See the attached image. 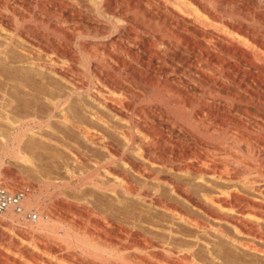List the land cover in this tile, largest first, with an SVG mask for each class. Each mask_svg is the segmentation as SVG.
<instances>
[{
	"label": "bare ground",
	"instance_id": "6f19581e",
	"mask_svg": "<svg viewBox=\"0 0 264 264\" xmlns=\"http://www.w3.org/2000/svg\"><path fill=\"white\" fill-rule=\"evenodd\" d=\"M94 1L118 32L76 53ZM260 1L218 0L222 19L200 0H0V105L17 115L1 156L19 158L23 137L52 146L68 163L39 179L83 199L57 196L67 230L43 242L30 235L51 218L29 210L31 184L0 180V213L46 257L0 232L16 249L0 264H264ZM78 54L92 91L54 66Z\"/></svg>",
	"mask_w": 264,
	"mask_h": 264
},
{
	"label": "rangeland",
	"instance_id": "374dc122",
	"mask_svg": "<svg viewBox=\"0 0 264 264\" xmlns=\"http://www.w3.org/2000/svg\"><path fill=\"white\" fill-rule=\"evenodd\" d=\"M42 1H44V3L46 2V0H42ZM200 1L203 4H206V6L208 8H210L213 12L215 11L214 12L215 16L221 17L222 19L224 18L222 16V14H220L218 11H216V8H217V5H218V0H200ZM88 5H90V7L85 8V12L83 11L84 9H82V11H81L82 12V14H81L82 18H80L81 20L79 22L80 31L81 30L83 31L85 29L84 32L81 31L82 39L80 41V38H81L80 37L78 40H76L74 42V44L72 46V50L74 52H76V53H78V45L77 44H79V42L85 43V44H88V45H91V46H94V45L95 46L96 45L97 46H100V45L107 46V45L110 44V38L115 37L116 36V32H118L117 29H113L114 26H112V24H111L112 20H110V19L112 18V12L110 10V6H109L110 3L109 2H105L104 3V6L106 5L105 8L107 9L106 13L98 9L99 4L95 5V1H94V5L93 4H89V3H88ZM257 10L261 11V12H264V0H261L259 2V8ZM107 11H109V12H107ZM104 13H105L106 16L104 15ZM109 15H111V16H109ZM81 26H83L84 29L81 28ZM124 27H127V25H124ZM104 32H105V34H104ZM77 41H78V43H77ZM15 52H17V51H15ZM15 52L13 51V53H15ZM16 54L18 55L19 53L17 52V53H15L13 55L16 57L17 56ZM173 57H174L175 61H177V62L183 58L180 55L179 56L176 55V56H173ZM42 59H45V57H43ZM58 63H60V65L55 64L54 66L61 73L63 72V74H67L69 76V78H68V76L66 75L68 80H71L72 82H75V84L76 83L77 84H81V86H83L85 91L86 90H91L92 91V89L94 87V82H93V79H92L91 73H90V70H91V67H92V65H91L92 62L89 63L88 60L82 58L78 54L77 62H75L76 65L74 63L72 68H71V64L69 66L68 62L61 61V62H58ZM61 68H62V70H61ZM179 71H181V70H179ZM223 92H224V90H222V93ZM0 103H2V102L0 101ZM6 107L7 106L0 105V121L2 120L0 122V150H1L3 145L4 146L5 145H9V142H10L9 141V133L12 132V129H13L12 128V126H13L12 124H13V122L17 120V117H16L17 115H15L16 113H13L11 110L9 112V110H7L9 107L7 109H6ZM7 116H8V119H6ZM26 140H27V137H23L21 139V142L19 143V147H18L19 148L18 149L19 150L18 151L19 152L18 153L19 158H15L14 157V153L15 152L13 150H12L13 154L10 152V154H7L4 157L1 156V151H0V157H2L1 158L2 159V163L0 165V180L9 189H12V190L22 189V187L31 184L32 189H33V190L31 189V192L33 191L32 193H33L34 198H32V201H30V203H31L30 207L31 208L29 210H31L33 212H39L41 214L40 215L41 217H48L49 216L51 218V219L49 218L51 221L50 220L47 221L46 229L44 228V229H41V230L40 229L32 230L33 233L30 236L32 237V235H33L34 237H37V236L40 237V238L42 237L43 238V240H42L43 242H45L48 239L49 240L50 239L51 240L54 239L55 241H57L52 236L53 235H57V236L61 237V235H63L62 233H64L67 230V228H66L67 226H65L63 224L61 225L60 222L58 221L57 215H55V214L50 212L51 206L54 204V202L59 200V198H60V196H62L63 192H64L63 195L64 196L66 195L65 196L66 199L68 198L70 200L72 198L73 201L76 200L75 199L76 197H78V199H77L78 201H83V199L79 198V196L76 195V194H71L69 192L66 193L64 190L61 191V189L59 187H57L55 184H53V182H52L53 180L52 179H49L50 181H44L42 179H39V178H41L43 176L41 174V173H43V171L44 172H46L48 170L49 171H53L51 169H54L53 166H55V164L56 165L57 164L60 165L61 163H63V161H64L65 164H67L68 163L67 160H66L67 158L60 151H56L57 149L53 148L52 146H51L52 148L51 147H47L49 145H47V146L45 145L46 147L45 146L43 147L42 145H40V141H34L33 142L34 145H33L32 143H29L28 140L27 141ZM71 143H72V141H71ZM28 145L30 146V148L28 147ZM45 148H47V149H45ZM21 157H23V158H21ZM29 169L33 170V172H36L37 174L38 173L39 174L35 175V173L29 171ZM6 170H9L10 172L12 171L11 172L12 176H7L5 174V172H4ZM39 175H40V177H39ZM16 176H17V178H16ZM59 192H61V193H59ZM59 194H61V195H59ZM72 199H71V201H72ZM8 215H9V213H6V212L0 213V232L6 234L7 237H9L10 240L13 239L14 242H16V243L18 242L17 243L18 247L28 248L29 250L33 251L34 253L36 252L35 254L41 255L42 258L43 257L46 258L45 256H43L44 254H42L41 251L38 248H36L37 245H35V243L32 242L34 240L33 238L31 240H29V239L26 240V239L19 238L18 236H16V232H22V231L23 232H27L28 231L27 228H26L27 227V223H25L23 221H20L16 217L12 219L10 217V215L7 218ZM54 215H55V217H57L56 218L57 220L54 218ZM53 223H54V225H53ZM34 226H35V224L32 225V227H34ZM51 233H52V236H51ZM34 242H35V240H34ZM6 243L7 242H2V243L0 242V251L5 256L7 255V256L12 257L14 255V252H15L16 249L11 248V246H9ZM40 243L42 244V242H40ZM4 244L6 245V247L4 246ZM76 253L79 254L80 251L77 250ZM47 258L50 260V257H47ZM54 261L52 259L50 260V262L55 264ZM58 262H60V261H58ZM61 263L62 262H60L58 264H61ZM24 264H30V263L27 262V263H24ZM56 264H57V261H56ZM62 264H64V263H62Z\"/></svg>",
	"mask_w": 264,
	"mask_h": 264
},
{
	"label": "built area",
	"instance_id": "2783aa9c",
	"mask_svg": "<svg viewBox=\"0 0 264 264\" xmlns=\"http://www.w3.org/2000/svg\"><path fill=\"white\" fill-rule=\"evenodd\" d=\"M4 206H5V205L2 203V207H3V208H4Z\"/></svg>",
	"mask_w": 264,
	"mask_h": 264
}]
</instances>
